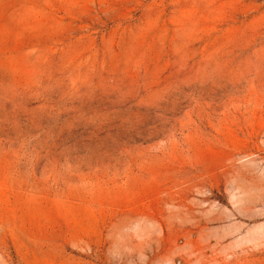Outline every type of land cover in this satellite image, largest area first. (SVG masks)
<instances>
[{"label": "rangeland", "instance_id": "1", "mask_svg": "<svg viewBox=\"0 0 264 264\" xmlns=\"http://www.w3.org/2000/svg\"><path fill=\"white\" fill-rule=\"evenodd\" d=\"M0 264H264V0H0Z\"/></svg>", "mask_w": 264, "mask_h": 264}]
</instances>
